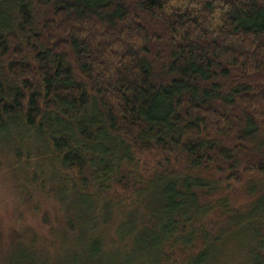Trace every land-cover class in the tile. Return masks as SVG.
<instances>
[{
  "label": "trees",
  "instance_id": "obj_1",
  "mask_svg": "<svg viewBox=\"0 0 264 264\" xmlns=\"http://www.w3.org/2000/svg\"><path fill=\"white\" fill-rule=\"evenodd\" d=\"M1 146L66 181L61 264L113 201L139 261L264 264V0H0Z\"/></svg>",
  "mask_w": 264,
  "mask_h": 264
},
{
  "label": "rangeland",
  "instance_id": "obj_2",
  "mask_svg": "<svg viewBox=\"0 0 264 264\" xmlns=\"http://www.w3.org/2000/svg\"><path fill=\"white\" fill-rule=\"evenodd\" d=\"M42 162L43 167H19L11 149L0 147V264H13L16 259H21V253L25 255V247L28 246L50 257L49 263L57 259L52 264H61L58 259L70 249H75L72 245L67 247L71 243L70 238L68 243L65 241L63 226L66 224L65 213L69 209L65 205L66 201L57 192L58 187L64 189L66 181L61 180L59 186L50 181L51 168L46 161ZM28 169L31 173L33 170L34 175H40L47 184L44 189L34 182L30 174H27V179L24 171ZM110 191L111 197L116 200L115 184ZM108 207L112 214L109 223L104 228L103 224H97L100 227L97 234H102L106 240L103 248L106 253L92 252L88 249L89 245L85 247L82 241L83 252L78 254L80 262L77 264H148L147 259H136L138 249L135 245L116 249L115 229L121 213L116 211L114 201ZM85 243H90H87L86 237ZM111 246L114 247L112 250ZM242 255L241 249L226 247L221 260L214 264H241ZM21 260V264H26L25 258Z\"/></svg>",
  "mask_w": 264,
  "mask_h": 264
}]
</instances>
